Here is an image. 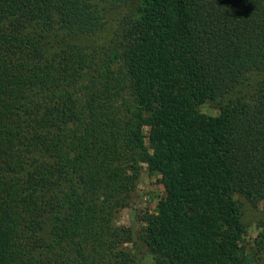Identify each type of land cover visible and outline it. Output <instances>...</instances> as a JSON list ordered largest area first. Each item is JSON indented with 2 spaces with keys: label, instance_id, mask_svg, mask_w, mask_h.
<instances>
[{
  "label": "trees",
  "instance_id": "16d2710c",
  "mask_svg": "<svg viewBox=\"0 0 264 264\" xmlns=\"http://www.w3.org/2000/svg\"><path fill=\"white\" fill-rule=\"evenodd\" d=\"M259 205L264 0H0V264H248Z\"/></svg>",
  "mask_w": 264,
  "mask_h": 264
},
{
  "label": "rangeland",
  "instance_id": "374dc122",
  "mask_svg": "<svg viewBox=\"0 0 264 264\" xmlns=\"http://www.w3.org/2000/svg\"><path fill=\"white\" fill-rule=\"evenodd\" d=\"M107 20V26L112 27L114 22L115 10H110L106 5L98 6ZM106 32L98 35L97 41L102 43L105 40ZM200 111L204 114L215 115L214 109L205 104L201 106ZM163 195V187L160 183V177L157 174H150L146 166L141 170V175L136 183V189L132 195L129 204L121 209L116 218V223L135 231L140 223V219L146 213H153L156 210L158 199ZM264 219V207L259 205L257 208L249 206L244 207L243 223L245 225V238L243 241V251L248 264H264V249H260L259 240L262 232V222ZM130 247V244L126 245ZM140 247V250H143Z\"/></svg>",
  "mask_w": 264,
  "mask_h": 264
}]
</instances>
